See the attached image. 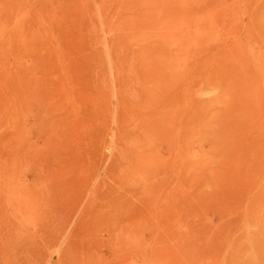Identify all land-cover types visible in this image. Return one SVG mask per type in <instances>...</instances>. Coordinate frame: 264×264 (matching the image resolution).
Masks as SVG:
<instances>
[{
  "label": "rangeland",
  "instance_id": "rangeland-1",
  "mask_svg": "<svg viewBox=\"0 0 264 264\" xmlns=\"http://www.w3.org/2000/svg\"><path fill=\"white\" fill-rule=\"evenodd\" d=\"M0 264H264V0H0Z\"/></svg>",
  "mask_w": 264,
  "mask_h": 264
},
{
  "label": "bare ground",
  "instance_id": "bare-ground-1",
  "mask_svg": "<svg viewBox=\"0 0 264 264\" xmlns=\"http://www.w3.org/2000/svg\"><path fill=\"white\" fill-rule=\"evenodd\" d=\"M158 17H159V16H158ZM181 22H182V21H181ZM181 24H182V23H181ZM208 24H209V23H208ZM169 25H170V24H169ZM166 27H167V26H166ZM167 29H168V28H167ZM208 31H209V30H208ZM208 31L206 32L207 35H208V33H209ZM204 33H205V32H204ZM204 33H203V34H204ZM208 36H209V35H208ZM207 38H208V37H207ZM167 65H168V64H167ZM171 67H172V66H171ZM168 68H169V66H168Z\"/></svg>",
  "mask_w": 264,
  "mask_h": 264
}]
</instances>
